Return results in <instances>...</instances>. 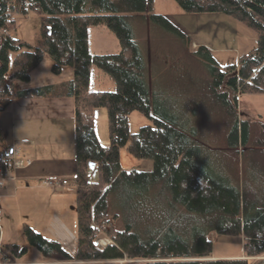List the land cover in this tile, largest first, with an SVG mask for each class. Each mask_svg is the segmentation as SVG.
<instances>
[{
	"label": "trees",
	"instance_id": "1",
	"mask_svg": "<svg viewBox=\"0 0 264 264\" xmlns=\"http://www.w3.org/2000/svg\"><path fill=\"white\" fill-rule=\"evenodd\" d=\"M175 1L185 13L226 14L254 29L256 48L237 64L220 66L202 45V73L194 69L197 74L177 86L178 81L156 76L155 36L169 32L183 44L191 41L167 16L155 13L154 0H0V107L16 99H73L78 247L72 255L24 224L29 245L46 259L249 264V257L264 255V119L242 118L239 111L241 95L264 94V0ZM31 12L41 22L36 46L9 35L17 18ZM92 26L113 32L120 51L92 54ZM47 55L54 74L71 67L73 77L22 87ZM93 66L114 79L115 90L90 88ZM101 107L107 112L108 146L95 129ZM133 111L154 124L131 133ZM124 146L135 157L152 158V170L122 169ZM90 160L97 163V181L87 179ZM212 233L237 237L245 256L212 258ZM103 238L109 243L102 245ZM25 252L0 240V262L18 260Z\"/></svg>",
	"mask_w": 264,
	"mask_h": 264
},
{
	"label": "rangeland",
	"instance_id": "2",
	"mask_svg": "<svg viewBox=\"0 0 264 264\" xmlns=\"http://www.w3.org/2000/svg\"><path fill=\"white\" fill-rule=\"evenodd\" d=\"M154 11L157 14L167 16L180 29H188L196 33L188 35L191 43L183 44L180 38L173 33L157 34L153 43L154 67L157 78H167L181 85L196 69L202 73L205 65L204 59L200 62L201 54L198 49L203 44L208 45L213 58L220 66L237 64L239 57L256 48L258 44L257 32L233 18L227 19L220 14L214 13H185L175 0H154ZM40 18L32 12L27 17L17 18V26L9 32V35L28 41L34 46L38 45L41 29ZM193 42L200 44L197 48ZM205 42V43H204ZM89 48L90 52L96 54H116L121 46L116 35L106 26H92L89 28ZM194 53V54H191ZM15 55L12 52L11 57ZM200 59V60H199ZM200 62V63H199ZM52 60L47 55L43 63L32 72V79L28 83H21L22 87H33L48 83L67 82L73 77V69L65 67L60 75H56L51 70ZM205 70L203 71V73ZM90 88L98 91H113L116 89V82L103 69L93 66L91 70ZM173 91H176L175 89ZM72 99V98H71ZM73 101V99H72ZM12 103V102H11ZM10 103V104H11ZM9 104V105H10ZM239 111L242 118L264 119V94H243L239 98ZM7 112V110H6ZM6 112L0 111V120L4 119ZM153 119L139 112L133 111L129 115V129L131 133H136L140 127L153 125ZM65 125V124H64ZM95 129L100 142L104 146L110 144L108 132V120L106 109L101 107L95 112ZM121 168L124 170L150 171L153 168L152 158H138L132 155L124 146L120 150ZM97 163L94 160L88 162L87 179L89 181L98 180ZM71 186L67 189L72 194V198L63 201L62 206H45L30 204L6 205L2 209V218L5 232L1 230V240L4 244H18L21 248H26L27 252L18 260H5L0 264H66L46 259L44 254L38 249L31 247L23 232V225L27 224L36 232L40 233L49 241H57L70 254L74 255L79 241L77 224V203H76V179L70 177ZM66 190V192H67ZM74 195V197H73ZM213 241L212 254L241 253L243 244L237 237H228L212 233ZM103 238L102 245L109 243ZM220 259V258H217ZM134 262L140 264L143 259L121 260L117 264H127ZM249 264H264V255L250 257Z\"/></svg>",
	"mask_w": 264,
	"mask_h": 264
},
{
	"label": "crops",
	"instance_id": "3",
	"mask_svg": "<svg viewBox=\"0 0 264 264\" xmlns=\"http://www.w3.org/2000/svg\"><path fill=\"white\" fill-rule=\"evenodd\" d=\"M181 28L188 35L196 33ZM194 45L197 48L200 44L193 42ZM0 111L6 112L4 119L0 120V149L14 146L18 149L15 159L31 161L22 167H14L12 163L7 166L4 185L0 187V213L6 205L18 203L38 205L41 210L45 206H62L67 196L69 200L72 198L67 190L71 186L70 177L76 179V128L72 99H16ZM42 178L66 179L68 185L59 188L44 186L40 183ZM0 227L4 233L1 216ZM244 256V250L237 254H212L214 259Z\"/></svg>",
	"mask_w": 264,
	"mask_h": 264
},
{
	"label": "built area",
	"instance_id": "4",
	"mask_svg": "<svg viewBox=\"0 0 264 264\" xmlns=\"http://www.w3.org/2000/svg\"><path fill=\"white\" fill-rule=\"evenodd\" d=\"M17 153L18 150L13 146L0 150V187L3 186L4 179L7 175V165L12 163L14 167H22L24 165L31 164L30 160L24 161L20 159H15L14 157ZM40 183L44 186L59 188L68 185V180H60L56 178H42L40 180Z\"/></svg>",
	"mask_w": 264,
	"mask_h": 264
},
{
	"label": "water",
	"instance_id": "5",
	"mask_svg": "<svg viewBox=\"0 0 264 264\" xmlns=\"http://www.w3.org/2000/svg\"><path fill=\"white\" fill-rule=\"evenodd\" d=\"M0 109H3L2 107H0Z\"/></svg>",
	"mask_w": 264,
	"mask_h": 264
}]
</instances>
